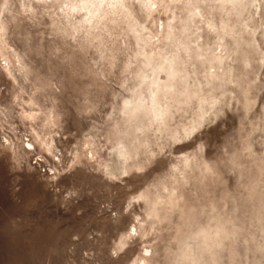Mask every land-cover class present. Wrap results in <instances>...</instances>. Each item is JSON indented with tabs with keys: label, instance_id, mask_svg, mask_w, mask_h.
<instances>
[{
	"label": "rangeland",
	"instance_id": "obj_1",
	"mask_svg": "<svg viewBox=\"0 0 264 264\" xmlns=\"http://www.w3.org/2000/svg\"><path fill=\"white\" fill-rule=\"evenodd\" d=\"M0 264H264V0H0Z\"/></svg>",
	"mask_w": 264,
	"mask_h": 264
}]
</instances>
